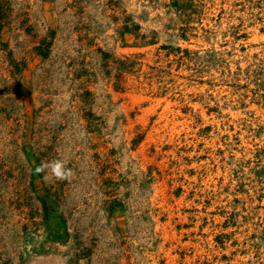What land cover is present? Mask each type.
Listing matches in <instances>:
<instances>
[{
	"label": "rangeland",
	"instance_id": "374dc122",
	"mask_svg": "<svg viewBox=\"0 0 264 264\" xmlns=\"http://www.w3.org/2000/svg\"><path fill=\"white\" fill-rule=\"evenodd\" d=\"M0 264H264V0H0Z\"/></svg>",
	"mask_w": 264,
	"mask_h": 264
},
{
	"label": "clouds",
	"instance_id": "9594fccd",
	"mask_svg": "<svg viewBox=\"0 0 264 264\" xmlns=\"http://www.w3.org/2000/svg\"><path fill=\"white\" fill-rule=\"evenodd\" d=\"M48 171H45V170ZM36 173H44L43 179L45 181L55 178L57 180H66L71 177L72 170L67 167V161L56 159L48 162H41L34 169Z\"/></svg>",
	"mask_w": 264,
	"mask_h": 264
}]
</instances>
